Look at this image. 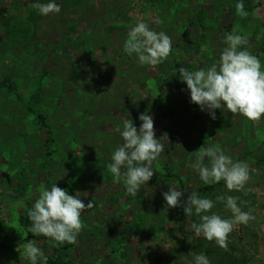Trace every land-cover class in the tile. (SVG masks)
I'll use <instances>...</instances> for the list:
<instances>
[{"label":"rangeland","instance_id":"374dc122","mask_svg":"<svg viewBox=\"0 0 264 264\" xmlns=\"http://www.w3.org/2000/svg\"><path fill=\"white\" fill-rule=\"evenodd\" d=\"M54 2L61 11L43 16L31 7L33 0H0V84L9 76L19 94L16 99L0 85V264H31L23 249L28 240L43 251L46 264H195L200 253L211 264H264V116L253 122L225 108L216 109L213 120L191 103L177 71L218 63L228 34L246 37L242 49L264 71V0H242L247 16L236 12L241 0ZM140 21L172 40L170 55L155 68L123 50ZM23 23L28 42L17 34ZM159 97L164 113L155 108ZM141 113L153 117L164 151L153 162L151 180L133 197L123 177L114 182L106 166L123 143V120L132 119L139 130ZM210 145L248 164L250 191L200 180L191 168L194 152ZM53 184L94 204L82 213L74 244L58 245L22 227L39 190ZM171 186L187 195L213 186L214 193L200 196L214 201L211 212L232 218L216 197L234 196L255 219L234 228L222 249L195 236V213L182 223L183 207L167 206L163 193ZM51 244L70 249L56 254Z\"/></svg>","mask_w":264,"mask_h":264},{"label":"clouds","instance_id":"9594fccd","mask_svg":"<svg viewBox=\"0 0 264 264\" xmlns=\"http://www.w3.org/2000/svg\"><path fill=\"white\" fill-rule=\"evenodd\" d=\"M31 7L43 16L61 11V6L54 0L46 4L33 0ZM236 12L240 16L248 15L244 11L242 0L237 3ZM225 41L227 46L220 54L218 63L207 69L200 68L194 71L182 66L177 70L180 79L190 90L191 103L198 105L202 111L207 110L213 120L216 119V109L223 112L226 108L231 114H241L257 122L264 116V71L261 70V62L249 51L242 49L241 46L247 43L246 37L228 34ZM171 49V37L163 31L151 30L143 21L130 28L123 45V50L128 56L136 54L140 65L152 68L163 63L170 55ZM139 120L142 122L139 130L132 119L123 120V130L117 129L123 143L116 148L111 162L106 166L114 182H119L123 177L126 193L133 197H137L141 187L146 186L151 180L155 173L152 168L153 162L164 151L161 137H156L153 117L141 113ZM165 136L168 139L167 134L162 137ZM194 154L195 160L191 168L204 184L224 181L229 191L245 193L250 191L245 188L250 178L246 162H234L219 146L200 147ZM183 194L177 187L171 186L163 196L169 208L183 207L184 213L188 216L195 213L199 217L198 223L191 224L195 236L203 235L208 241H215L222 249H228V237L234 228L240 224L247 225L250 220L255 219L251 211H242L238 205L239 197L226 195L216 197V201L224 202L225 207L232 213V218L225 219L211 212L215 206L213 200L201 198L196 192H192L186 201H182ZM244 203L246 202L240 201V204ZM92 207H94L92 201L87 205L82 202L79 191L73 196L56 184H53L50 190L42 188L33 207L27 211L31 221L28 232L49 237L58 245L65 242L74 244L83 228L81 215ZM23 249L24 256L31 264H37L40 257L44 258L46 264L47 257L33 240L25 242ZM194 261L195 264H211L203 253L195 254Z\"/></svg>","mask_w":264,"mask_h":264},{"label":"trees","instance_id":"16d2710c","mask_svg":"<svg viewBox=\"0 0 264 264\" xmlns=\"http://www.w3.org/2000/svg\"><path fill=\"white\" fill-rule=\"evenodd\" d=\"M29 20H30V19H29ZM29 20H28V21H29ZM8 22H9V21H8ZM5 25L8 26L7 24H5ZM19 25H20V23H19ZM27 25H28V24L23 23V26H22V28H23V29H22V32L20 31V33H17V34L22 35V38H23L24 42H28V40H27V38H26V37L28 36V32H29L28 29H27ZM17 34H16V35H17ZM18 39H19V36L16 37V40H17V41H18ZM21 43H23V41H22ZM1 81H2V82H1L0 85L3 86L4 88H6L7 91H8V93H9L10 95L14 96V98L19 99V94H18V92H17V87H16L15 83L12 81V79L8 76L7 78H2ZM161 102H162V98L159 97L158 99H156V101H155V108H156L159 112L164 113V112H163V109H162V107H161ZM196 109H197V110H201L200 107H199L198 105H196ZM29 111L32 112L30 109H29ZM38 117H39V119H43V117H42L41 115H39ZM261 162L264 163V155L261 157ZM3 177H4V178H7L8 181H9V178H8V176H7L6 174H4ZM214 191H215V187H213V186L203 187V188H201V189L198 190V195H199V196L207 195V194H209V193H214ZM187 197H188L187 194H183V198L185 199V201L187 200ZM185 219H186V214L184 213V209L182 208V209L180 210V221H181L182 223H184V222H185ZM22 223H23V226H22V227L25 229V231H26L27 233H29V232H28V228L31 226V221H30V219L28 218V215L22 219ZM181 233H182V232H181ZM29 234H30V233H29ZM183 242H185L184 238H183ZM48 248L51 249L52 252H54V253H56V254H59L61 251L63 252L64 250L67 251V250L70 249V247H68V246H60V248H56V246H54V244H51Z\"/></svg>","mask_w":264,"mask_h":264}]
</instances>
